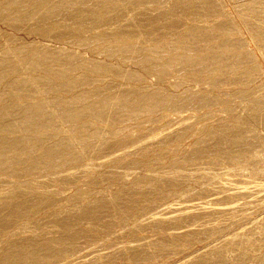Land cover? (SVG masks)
<instances>
[{
  "label": "rangeland",
  "instance_id": "rangeland-1",
  "mask_svg": "<svg viewBox=\"0 0 264 264\" xmlns=\"http://www.w3.org/2000/svg\"><path fill=\"white\" fill-rule=\"evenodd\" d=\"M63 1L65 14L52 18L53 23L38 22L44 35L28 32L26 25L33 20H16V29V23H0V54L17 51L13 61H5V68L10 65L13 70L7 67L8 73L0 78V106L9 108L2 123L11 125V137L44 136L30 146L28 157L0 167V264L9 250L26 255L14 264H264V36L254 31H264V0H213L210 12L203 11L199 1L188 10H176L178 0H84V5ZM83 11L94 13L78 17ZM97 14L103 20H96ZM79 18L88 21L85 26H79ZM76 26L80 32L72 33ZM26 45L58 50L62 57L71 53L76 62L67 68L70 77L82 75L89 81L62 86L51 79V88L43 94L25 90L21 83L42 71L31 65L35 58L27 54ZM174 54L185 57L179 67L168 63ZM54 62L53 68L61 67L62 62ZM117 69L127 74L121 77ZM194 72L210 80L195 79ZM116 92L131 100L148 97L128 113L111 100L107 114L115 112L117 119L110 122L98 116L103 109L100 99L110 98V93L113 99ZM157 92L170 104L156 106L152 97ZM199 94L206 97L205 105L185 103ZM57 100L64 105L58 106ZM38 104L42 118L49 116L43 118L42 128L34 129L30 126L38 116L27 122L22 115L27 106ZM143 104H151V111ZM72 107L78 110L77 121L70 118ZM226 127L247 130L251 144L236 146L221 139L224 145L217 149L214 142ZM78 137L89 143L84 153L83 138ZM63 138L74 161L61 158L64 164L58 159L55 167L44 165L46 148ZM201 147L203 154L192 157V149ZM97 202L104 210L85 216L82 209Z\"/></svg>",
  "mask_w": 264,
  "mask_h": 264
},
{
  "label": "bare ground",
  "instance_id": "bare-ground-1",
  "mask_svg": "<svg viewBox=\"0 0 264 264\" xmlns=\"http://www.w3.org/2000/svg\"><path fill=\"white\" fill-rule=\"evenodd\" d=\"M55 3H54V2ZM66 1V0H65ZM79 1V4H83V2H84V0H78ZM196 1H199V2H202L203 3V5L202 6H200L201 8L203 7V11L205 10V11H207V12H210L211 10H213L214 9V6H213V0H178V1H176V3H174L173 5L175 6V9L177 8L178 10H188V8L189 9H191L190 7H192L193 8V6H191V4H195V2ZM50 2H53V3H50ZM56 2H58V3H56ZM108 2V1H107ZM199 2H197V4L199 3ZM102 3H104V2H102ZM202 3H200V4H202ZM193 4V5H194ZM63 5H64V1L63 0H0V23L2 22V23H7V22H13V23H16V20H18V21H23L24 20V23H26L25 21H27L28 20V22H30V20H33V21H31L28 25H26L27 27V30H28V32H30V33H35V34H45V32H44V30L43 29H41L40 28V25L38 24V22L40 23V21H42L43 22V20H47L48 22H51L52 21V23H53V20H52V18H54L55 16L57 17V15H59V14H65V12H63ZM84 5V4H83ZM86 5V4H85ZM264 5V4H263ZM92 6V5H91ZM198 6V5H197ZM81 6H79L78 8H80ZM254 8V7H253ZM253 8H252V12H251V15H253V16H255L256 15V13H255V11H253ZM174 9V8H173ZM176 9V10H177ZM251 9V8H250ZM249 9V10H250ZM261 10H262V8H260ZM80 10V9H79ZM202 10V9H201ZM256 10V9H255ZM64 11H65V9H64ZM81 11V10H80ZM87 11V10H86ZM75 12H77V11H74V14L76 15V13ZM89 12H92V11H89ZM88 12V13H89ZM98 12V11H97ZM67 13V12H66ZM69 13V12H68ZM78 13V12H77ZM81 13V14H80ZM79 14L80 15H78L77 14V16L79 17V16H82V17H84L83 15H84V13H86L87 14V16H89L88 15V13L87 12H85V11H83V12H80ZM92 13H94V12H92ZM104 13V12H103ZM103 13H100V14H102L103 15ZM205 13V12H204ZM260 13V12H259ZM71 14H73V13H71ZM73 14V15H74ZM203 14V13H202ZM74 15V16H75ZM60 16V15H59ZM93 16V15H92ZM96 16V15H95ZM94 16V17H95ZM97 16L99 17V14H97ZM96 16V20H100V19H102L103 20V18L102 17H99V19H98V17ZM82 17H80V18H82ZM89 17H91V16H89ZM103 17H105V16H103ZM63 18V17H62ZM79 18V19H80ZM84 18H86V17H84ZM77 19V18H76ZM76 20V21H78V24H79V26H82L84 23L86 24L88 21H86V19H80V20ZM246 19V18H245ZM249 20V19H248ZM47 22V23H48ZM98 22V21H97ZM224 22V21H223ZM223 22H222V24H223ZM226 22V21H225ZM224 22V23H225ZM46 23V22H45ZM227 23V22H226ZM11 24V23H10ZM85 24L83 25V26H85ZM221 24V25H222ZM18 25H17V23H16V25H14V24H12V27H17ZM56 26V25H55ZM228 26V25H227ZM223 27V26H219V28H220V30H222V31H227V29H229L228 27ZM260 26V25H259ZM251 28H252V26H251ZM254 28V27H253ZM262 28H264V27H262ZM12 29V28H11ZM16 29V28H15ZM261 29V28H260ZM80 27H78V26H76L74 29H72L71 30V32L72 33H74V32H76V33H79L80 32ZM254 31L256 32V34L257 35H261V36H264V31L262 30V31H259L257 28H254ZM1 32V31H0ZM68 32V31H67ZM67 34V33H66ZM70 34V33H69ZM68 34V35H69ZM74 35V34H73ZM77 35V34H76ZM100 36V35H99ZM180 36V35H179ZM95 39V38H94ZM99 39V38H98ZM121 39V38H120ZM83 40V39H82ZM206 40V39H205ZM121 41V40H120ZM225 41V40H224ZM78 43V42H77ZM168 44V43H167ZM20 45V44H19ZM169 45V44H168ZM26 46H28V45H26ZM25 46V47H26ZM32 46V45H31ZM31 46H28V47H26V49L25 50H27V49H29L28 50V52L29 53H27V54H29V55H31V58L32 59H34L35 60V62L34 61H32V59H29L30 57H28V58H26V61H27V63H31V61H32V64L31 65H34V66H38L39 68L41 67V70L42 71H40V74L39 75H37V76H35L34 77V75H33V78H31L30 79V81H28V82H26V83H21V85L25 88V90H28V91H31L32 93H35L36 95L37 94H43L44 92H45V90H46V88H47V86L50 84V82L51 81H49V80H51V79H53V80H55V81H58V83L60 84V85H62V86H65V85H68V84H75V83H83V82H85V81H89L88 79L86 80V76L84 77V76H82V75H79L78 76V78H76L77 76L75 75V78L73 77V78H71L70 77V74L68 73V71H67V68H69V66L72 64L73 65V63L74 62H76L75 60H73V58L72 57H70L69 55L71 54H67V55H65L64 57H62L61 55H60V53H58L57 51L58 50H53L52 51V49H51V51L50 50H46V49H44V48H37V49H34V48H32ZM125 46V45H124ZM132 46H133V44H132ZM223 46V45H222ZM21 46H19V49H21L20 48ZM25 47H23V48H25ZM108 47V46H107ZM117 47H118V45H117ZM127 47V46H126ZM129 47H130V45H129ZM135 47H136V45H135ZM165 47V46H164ZM106 48V47H105ZM110 48V47H109ZM120 48V47H119ZM122 48V47H121ZM139 48V47H138ZM152 48V47H151ZM16 50H17V48H15ZM14 49V50H15ZM123 49V48H122ZM126 49H130V48H126ZM3 50V49H2ZM15 50V51H16ZM23 50V49H22ZM117 50V49H116ZM115 50V51H116ZM152 50V49H151ZM150 50V51H151ZM160 50V49H159ZM185 50V49H184ZM188 50V49H187ZM7 50H5V52H4V50H3V52H2V54H4V55H1L0 54V78L2 77V75L4 74V73H8V72H5V71H9V67H11L10 65L9 66H7L9 69L7 70L6 68H5V61H7L8 63H9V60L10 61H13V59L15 58L14 57V54H17V51L16 52H14V51H11V50H9V51H7ZM20 51V50H19ZM24 51V50H23ZM118 51V50H117ZM133 51H134V48H133ZM140 51H141V49H140ZM155 51V50H154ZM176 51V50H175ZM186 51V50H185ZM225 51V50H224ZM14 52V53H13ZM132 52V51H131ZM153 52V51H152ZM187 52V51H186ZM189 52V51H188ZM192 52V51H191ZM206 52V51H205ZM13 55V57L11 56V54ZM24 53V52H23ZM108 53V52H107ZM125 53V52H124ZM137 53V52H136ZM149 53V52H148ZM173 53V52H172ZM112 54V53H111ZM115 54V53H114ZM132 54H133V52H132ZM134 54H135V52H134ZM154 54V53H153ZM158 54V53H157ZM225 54H227V53H225ZM235 54V53H234ZM37 55V56H36ZM72 55H74V54H72ZM71 55V56H72ZM121 55V54H120ZM147 55V54H146ZM174 55H176V54H174ZM180 55V54H179ZM177 56L176 55V57H173V58H170V60H169V62L168 63H170L171 64V67L172 66H178V65H180V64H182V63H184L183 61V58H185V57H182V56ZM182 55H184V54H182ZM189 55H192V54H189ZM236 55V54H235ZM243 55V54H242ZM16 57L18 56V55H15ZM75 56V55H74ZM198 56V55H197ZM205 56V55H204ZM11 57V58H10ZM27 57V56H26ZM119 57V56H118ZM129 57V56H128ZM147 57V56H146ZM151 57V56H150ZM150 57H147V58H149V62H150V60H152V58L150 59ZM203 57V56H202ZM212 57H214V56H212ZM224 57H225V55H224ZM13 58V59H12ZM129 58H131V57H129ZM139 58V57H138ZM147 58H144L145 59V62H148V61H146V59ZM187 58H188V56H187ZM189 58H190V56H189ZM217 58V57H216ZM12 59V60H11ZM121 59H122V57H121ZM128 59V58H127ZM132 59V58H131ZM137 59V58H136ZM135 58H134V60H136ZM196 59V58H195ZM195 59H193V60H195ZM203 59H205V57H203ZM207 59V58H206ZM205 59V60H206ZM222 59V58H221ZM240 59V58H239ZM29 60V61H28ZM56 60L57 61H60V62H62L61 63V67L60 68H53L52 66H51V64H50V62L51 61H55L54 62V64L56 63ZM143 60V59H142ZM148 60V59H147ZM209 60V59H208ZM207 60V61H208ZM73 61V62H72ZM127 61V60H126ZM185 61H186V59H185ZM187 61H189V59H187ZM196 61V60H195ZM201 61H202V59H201ZM211 61V60H210ZM224 61V60H223ZM227 61V60H226ZM236 61V60H235ZM34 62V63H33ZM143 62H144V60H143ZM200 62V61H199ZM198 62V64H200V65H197V66H200L201 67V63H199ZM205 62V61H204ZM238 62V61H237ZM8 63H7V65H8ZM24 63V62H23ZM26 63V62H25ZM79 64H78V66H84L82 63H80V62H78ZM139 63V62H138ZM187 63V62H186ZM197 63V62H196ZM211 63V62H210ZM210 63H209V65H210ZM214 63H217V62H213V64ZM220 63V62H219ZM219 63H217V65L219 64ZM221 63H223L222 61H221ZM36 64V65H35ZM75 64V63H74ZM155 64V63H154ZM165 64V63H164ZM193 64V63H192ZM203 64H205V63H203ZM212 64V65H213ZM237 64V63H236ZM162 65V64H161ZM187 65V64H186ZM206 65H208V63L206 64ZM221 65V64H220ZM234 65V64H233ZM26 66V65H25ZM36 66V67H37ZM86 66V65H85ZM142 66V65H141ZM156 66V65H155ZM158 66V65H157ZM242 66V65H241ZM29 67V66H28ZM35 67V68H36ZM55 67V66H54ZM105 67V66H104ZM152 67H154V66H152ZM152 67H150V68H152ZM179 67V66H178ZM5 68V69H4ZM12 68V70H13V67H11ZM32 68H33V66H32ZM34 68V69H35ZM100 68H102V67H100ZM106 68V67H105ZM111 68H113V67H111ZM148 68V70H149V67H147ZM146 68V69H147ZM162 68V67H161ZM203 68V67H202ZM206 68V67H205ZM221 67H219L218 69H220ZM223 68V67H222ZM221 68V69H222ZM30 69V68H29ZM91 69V68H90ZM99 69V68H98ZM103 69V68H102ZM109 68L107 67V70H108ZM121 69V68H120ZM120 69H117V71L118 70H120ZM155 69V68H154ZM208 69V68H207ZM206 69V70H207ZM216 69V68H215ZM236 69L237 70H239L240 69V65H239V62H238V64H237V66H236ZM11 70V71H12ZM31 70V69H30ZM70 70V69H69ZM115 71L116 70V68L114 69H111L110 71ZM159 70V69H158ZM165 69L163 68V71H164ZM184 70V69H183ZM193 70V69H192ZM211 71L213 70V69H210ZM231 70V69H230ZM229 70V71H230ZM250 70V69H249ZM16 71H17V69H16ZM38 71V70H37ZM97 71H100V70H97ZM102 71V70H101ZM104 71V70H103ZM121 71V72H120ZM119 72H118V74L122 77V75H125V74H127L125 71L126 70H120ZM166 71V70H165ZM177 71V70H176ZM116 72V71H115ZM188 72V71H187ZM203 72V71H202ZM214 72V71H213ZM225 73H226V71H224ZM249 72V71H248ZM10 73V72H9ZM12 74H14V72H11ZM90 73V72H89ZM183 73V72H182ZM207 73V72H206ZM34 74V73H33ZM122 74V75H121ZM131 75H132V73H130ZM184 74V73H183ZM223 74V73H222ZM240 75V74H239ZM4 76V75H3ZM12 76V75H11ZM72 76V75H71ZM80 76H82L81 78H80ZM91 76V75H90ZM112 76H114V75H112ZM128 76V75H127ZM137 76V75H136ZM141 76V75H140ZM249 76V75H248ZM30 77H31V75H30ZM70 77V78H69ZM185 77V76H184ZM192 77L193 78H195V79H199L198 77H204V78H207V80H210L208 77H209V75H207V76H202L200 73H196V72H194L193 74H192ZM3 78H5V77H3ZM18 78V77H17ZM80 78V79H79ZM6 79V78H5ZM8 79V78H7ZM16 79V78H15ZM21 79V78H20ZM19 79V80H20ZM27 79H28V77H27ZM2 80H4V79H1V81L0 82H2ZM18 80V79H17ZM52 80V81H53ZM109 80H111V79H109ZM8 81H9V79H8ZM8 81H7V83H8ZM13 81V80H12ZM112 81V80H111ZM197 81H199V80H197ZM200 81H202L203 82V80H200ZM19 82V81H18ZM21 82V81H20ZM215 82V81H214ZM3 83H4V81H3ZM78 83V84H79ZM9 84V83H8ZM7 84V85H8ZM11 84V83H10ZM53 85V84H52ZM76 85V84H75ZM13 86H14V84H13ZM12 86V87H13ZM20 87V86H19ZM48 87H50V86H48ZM9 88V87H8ZM51 88V87H50ZM149 88V87H148ZM14 89L16 90V91H19V89L18 88H15L14 87ZM108 89V88H107ZM9 90V89H8ZM21 90V89H20ZM59 90V89H58ZM95 90V89H94ZM139 90V89H138ZM72 91V90H71ZM83 91V90H82ZM99 91V90H98ZM136 91H137V89H136ZM161 91V90H160ZM15 92V91H14ZM21 92V91H20ZM85 92V91H84ZM95 92H97V91H95ZM99 92H101V91H99ZM98 92V93H99ZM118 92V91H117ZM116 92V93H117ZM124 92H126V91H124ZM134 92H135V90H134ZM134 92L132 93V94H134ZM149 92H152V91H149ZM156 91H154V93H155ZM16 93V92H15ZM14 93V94H15ZM65 93V92H64ZM92 93H93V91H92ZM118 93H122V92H118ZM118 93H117V95H114L113 96V99H111V97H112V94L110 93V98H108V97H103V98H101L100 99V102L102 103V110H100V112L98 113V116H99V114H100V116L102 117V115H104L105 117H106V119L107 120H109L110 122L111 121H113V120H115V119H117L116 118V116H114L113 114H115V109L114 110H112L114 113L112 114H107L108 113V109H109V105H111L110 103V101L111 100H116V102L120 105V107L125 111V112H131L132 110H133V108L134 109H136L135 107H132L133 106V104L134 103H138L139 102V100H141V99H143L142 101L144 102V101H146V97H148V96H139V95H136L134 98H132V100H131V98L129 97V98H127V97H125V95H118ZM130 93V92H129ZM182 93V92H181ZM2 94V93H1ZM0 94V95H1ZM19 94V93H18ZM17 94V95H18ZM31 94V93H30ZM82 94V93H81ZM94 94V93H93ZM102 94H105V93H102ZM109 94V93H108ZM114 94H115V92H114ZM126 94V93H125ZM128 94V93H127ZM143 95H144V93H142ZM151 94V93H150ZM178 94V93H177ZM193 94V93H192ZM12 95V94H11ZM63 95V94H62ZM91 95V94H90ZM166 95V94H165ZM170 95V94H169ZM44 96H46L45 94H44ZM76 96V95H75ZM100 96H101V94H100ZM99 96V97H100ZM104 96V95H103ZM127 96H130V94L129 95H127ZM151 96H152V94H151ZM7 97V96H6ZM58 97V96H57ZM74 97V96H73ZM81 97H83V95L81 96ZM91 97V96H90ZM93 97H95V95L93 96ZM96 97H98V96H96ZM133 97V96H132ZM154 97V98H153ZM152 97V99L155 101V105L156 104H158V103H162V105H163V102H165L166 100V98H164L163 97V95L161 94V93H156L155 94V96H153ZM69 98V97H68ZM80 99L81 100V98H80V96H78V97H76V99ZM83 98H85V97H83ZM41 99V98H40ZM185 99V98H184ZM83 100V99H82ZM97 100V99H96ZM179 100H181V98L179 99ZM179 100H176V102H179ZM211 100V99H210ZM13 101V100H12ZM39 101V100H38ZM151 101V100H150ZM149 101V102H150ZM186 102V104H193V105H199V106H201V105H205L206 103H207V99H206V97L203 95V94H199V95H196V96H189V97H187L186 98V100H185ZM40 102V101H39ZM81 102V101H80ZM143 102H141V103H143ZM44 103V102H43ZM57 105L58 106H60V105H62L63 103H62V101H60V100H57ZM62 103V104H61ZM72 103V102H71ZM70 103V104H71ZM74 103V102H73ZM73 103H72V105H73ZM82 103H84V102H82ZM92 103V102H91ZM114 103V102H113ZM140 103V104H141ZM147 103H148V101H147ZM166 103L167 104H170L169 102H167L166 101ZM209 103V102H208ZM15 104V103H14ZM25 105H26V103H24ZM29 104V103H28ZM27 104V105H28ZM40 104V103H39ZM37 105L36 107H34V105H33V107L31 108V107H29V106H27L28 107V109H27V111L22 115L23 116V120H33L32 118L36 115V117L38 116V118H37V120H36V122L35 123H33L30 127H32V128H34V129H38L39 127H41V125H42V123L44 124L45 122H44V120H43V118L45 119V117H47V116H49L48 114H46V116L45 117H43L42 118V113H43V109L40 107V105ZM53 104H55V103H53ZM81 104V103H80ZM98 104V103H97ZM140 104H138V105H140ZM146 104V103H145ZM175 104H177V103H174V105ZM10 105V104H9ZM43 105V104H42ZM57 105H55V106H53V107H56ZM64 105V104H63ZM90 105H92V104H90ZM89 105V106H90ZM100 105V104H99ZM144 105V104H143ZM213 105V104H212ZM31 106V105H30ZM57 106V107H58ZM82 106V105H81ZM86 106H88V104L86 105ZM141 106V105H140ZM157 106V105H156ZM171 106V105H170ZM169 106V107H170ZM173 106V105H172ZM9 107V106H8ZM26 107V106H25ZM46 107V106H45ZM56 107V108H57ZM70 107V106H69ZM92 107V106H91ZM99 107H101V106H99ZM112 107V106H111ZM144 107H145V105H144ZM152 105L150 104L149 106L148 105H146V107L144 108V109H146V110H150L151 111V109H152ZM12 108V107H11ZM19 108V107H18ZM44 108V107H43ZM64 108V107H63ZM83 108H85V107H83ZM87 108V107H86ZM118 108V107H117ZM16 109V108H15ZM23 109V108H22ZM34 110L35 112L32 114L31 113V111L30 110ZM45 109V108H44ZM47 109V108H46ZM97 109V108H96ZM111 109L112 108H110V111H111ZM252 109H254V108H252ZM9 110V108H7V106L6 107H4V108H1V106H0V128H2V130H3V132H2V134H0V167H2V166H4V164H7V163H9L10 161H12L13 163L14 162H18V161H20V160H23V158H25V157H28L31 153V151H30V146L32 147V145L34 144V143H37V145L39 144L38 143V141H40L41 140V138L42 137H44L43 136V134L41 133H37V134H33L31 137L29 136L28 138H23V137H21L20 136V138L18 137H11V134L10 133H7L8 131L9 132H11L10 131V129H12V127L11 128H9L11 125H8V124H4V123H2V120H3V118H5V116H4V114L7 112ZM20 110V109H19ZM55 110V109H54ZM60 109H58V111H59ZM65 110V109H64ZM67 110H68V108H67ZM66 110V111H67ZM81 110V109H80ZM79 110V111H80ZM92 110H94V108L92 109ZM5 111V112H4ZM23 111V110H22ZM48 111V110H47ZM65 111V112H66ZM78 111V110H77ZM76 109L75 108H70L69 109V112H70V115H71V119L72 118H74L75 117V120H76V115H78V114H76ZM81 111H83V110H81ZM86 111V110H85ZM95 111H97V110H95ZM111 111V112H112ZM2 112H4L3 114H2ZM15 112V111H14ZM24 112V111H23ZM61 112H62V109H61ZM65 112H64V114H65ZM89 112V111H88ZM93 112V111H92ZM121 112V111H120ZM144 112V111H143ZM47 113V112H46ZM55 113H56V111H55ZM60 113V112H59ZM79 113V112H78ZM96 113V112H95ZM146 113V112H145ZM7 114V113H6ZM61 114V113H60ZM97 114V113H96ZM21 115H19V116H21ZM57 115H58V113H57ZM50 116H51V114H50ZM55 116V115H54ZM104 116H103V118H104ZM100 117V118H101ZM52 118V117H51ZM66 118V117H65ZM121 118V117H120ZM119 118V119H120ZM252 118V117H251ZM255 118V117H254ZM57 119V118H56ZM20 120V119H19ZM21 120H22V118H21ZM73 120V119H72ZM121 120V119H120ZM46 121V120H45ZM77 121V120H76ZM98 121V120H97ZM27 122H29V121H27ZM42 122V123H41ZM79 122V121H78ZM20 123V122H19ZM25 124V123H24ZM41 124V125H40ZM84 124V123H83ZM93 124V123H92ZM234 124V123H233ZM232 124V125H233ZM236 124V123H235ZM234 124V125H235ZM72 125V124H71ZM79 125V124H78ZM231 125V126H232ZM233 125V126H234ZM24 126V125H23ZM26 126V125H25ZM44 126V125H43ZM42 126V127H43ZM85 126V125H84ZM14 127V126H13ZM21 127V126H20ZM41 127V128H42ZM76 127V126H75ZM87 127V126H86ZM210 127V126H209ZM239 127V126H238ZM237 127V128H238ZM9 128V129H8ZM58 128V127H57ZM203 128V127H202ZM227 128V130L228 131H226V132H224V133H222V134H220V137H218L217 138V136H216V140H215V146L216 147H218L217 149H220V148H222V146L224 145V144H222L223 143V141L224 142H226V140H228V141H230L229 142V144H231V145H236V146H248V145H250L251 143H249V142H247V139L248 138H246V131H244V130H242V129H240V128H232V127H226ZM226 128H225V130H226ZM8 129V130H7ZM21 129V128H20ZM212 129V128H211ZM210 129V130H211ZM218 129V128H217ZM1 130V129H0ZM16 130V129H15ZM33 130V129H32ZM40 130V129H39ZM220 130V129H219ZM19 131V130H18ZM18 131H16V132H18ZM45 131V130H44ZM254 131V130H253ZM38 132V131H37ZM101 132V131H100ZM100 132H98V133H100ZM114 132V133H113ZM113 132H111V133H113L114 135H115V132H117L116 130L114 131L113 130ZM248 132V131H247ZM29 133V132H28ZM91 133V132H90ZM92 133H93V131H92ZM108 133V132H107ZM213 131H209V134H211V135H213ZM23 134V133H22ZM89 134V133H88ZM127 134V133H126ZM215 134V133H214ZM91 135V134H90ZM94 135V134H93ZM96 135V134H95ZM118 134H116L115 136H117ZM157 135V134H156ZM17 136V135H16ZM77 136V135H76ZM75 136V137H76ZM78 136H80V135H78ZM84 136V135H83ZM97 136H99V135H97ZM178 136V135H177ZM219 136V135H218ZM24 137H26V135L24 136ZM52 137V136H51ZM50 137V138H51ZM68 137V136H67ZM85 137V136H84ZM88 137H89V135L87 136V140H88ZM96 137V136H95ZM111 137H113V136H111ZM123 137V136H122ZM125 137H127V136H125ZM206 137V136H205ZM65 139H66V137H64ZM61 139V140H57L58 142H56V144H54L52 147H48V149L46 148V151H48L47 152V155H45V156H47L46 157V161L44 162V165H46V166H50V167H55V166H57L58 164H59V161H58V159H60L61 160V158L63 159V158H65V161L67 160H69V161H74V153H72L70 150H69V148H68V144H67V142H66V140L65 139ZM80 138H83V137H80ZM79 137H78V141L79 140H81ZM86 138V137H85ZM90 138H91V136H90ZM116 138V137H115ZM204 138V137H203ZM208 138V137H207ZM68 139H70V137L68 138ZM74 139V138H73ZM92 139H93V137H92ZM214 139V138H213ZM221 139L223 140L222 142H221V144H220V141H221ZM77 140V139H76ZM106 140V139H105ZM104 140V141H105ZM109 140V139H108ZM119 140V139H118ZM49 141V140H48ZM71 141V140H70ZM94 141H96V140H94ZM102 141V140H101ZM100 141V144H102V142ZM110 141V140H109ZM108 141V142H109ZM74 142V141H73ZM76 142V141H75ZM81 142V141H80ZM84 138H83V142L81 143V146H80V148H81V150L83 151V153L84 152H86L87 150H88V144L86 143V144H84ZM90 142H92V141H90ZM127 142V141H126ZM158 142V141H157ZM208 142V141H207ZM211 142V141H210ZM115 143V142H114ZM93 144V143H92ZM96 144H98V143H96ZM104 144H105V142H104ZM206 144V143H205ZM209 144V143H208ZM75 145V144H74ZM93 145H95V144H93ZM103 145V144H102ZM101 145V146H102ZM76 146V145H75ZM100 146V145H99ZM208 146V145H207ZM210 146V145H209ZM47 147V146H46ZM90 147V146H89ZM247 148V147H246ZM76 149H79V148H76ZM97 149V148H96ZM207 149V148H206ZM203 150H205V148L203 149L202 147L201 148H196L194 151H193V149H192V152H193V156L192 157H194V156H198V155H201V154H203ZM76 151V150H75ZM79 151V150H78ZM40 152V151H39ZM43 153H45L46 154V152L44 151ZM129 153V152H128ZM86 154V153H85ZM44 155V154H43ZM57 156L59 157V158H57ZM30 158V157H29ZM238 158V157H237ZM28 159V158H27ZM235 159V158H234ZM62 161V160H61ZM76 161V160H75ZM64 161H62V163H63ZM81 162V161H80ZM12 164V163H11ZM64 164V163H63ZM36 164H33V167L35 166ZM6 166V165H5ZM43 167V166H42ZM49 167V168H50ZM24 169V168H23ZM25 171V170H24ZM179 171V170H178ZM2 172V171H1ZM16 172V171H15ZM15 172L13 171L12 173H14L15 174ZM23 172V171H22ZM192 173V172H191ZM20 174V173H19ZM18 174V175H19ZM170 174V173H169ZM179 174V173H178ZM23 176L25 175V174H22ZM177 175V174H176ZM175 175V176H176ZM155 176H157V175H155ZM172 176H174V173H173V175ZM97 177V176H96ZM162 177V176H161ZM194 177V176H193ZM158 178V177H157ZM171 179H172V177H171ZM174 179H176V177L174 178ZM184 179H186V178H184ZM170 181V180H169ZM157 182V181H156ZM164 184H166V183H164ZM130 185V184H129ZM172 186V185H171ZM128 190V189H127ZM129 190H131V189H129ZM163 190V189H162ZM14 195V194H13ZM116 196V195H115ZM140 196H141V193H140ZM118 197V196H117ZM116 198V197H115ZM109 199V198H108ZM120 200V199H119ZM10 201V200H9ZM104 201V200H103ZM126 201V200H125ZM13 203V202H12ZM20 203V202H19ZM37 203V202H36ZM129 203V202H128ZM15 204V203H14ZM14 204H11V206H13ZM18 204V203H17ZM17 204H16V207H17ZM110 204V203H109ZM199 204V203H198ZM88 205H91V204H88ZM103 205L104 204H102V202L100 203H96V205H95V207H88V208H83L82 209V211H87L86 213H85V216H87V217H94V216H96L97 215V213L100 211V212H102L103 210H102V207H103ZM20 207H22V206H20ZM20 207H17V208H20ZM134 207V206H133ZM172 207V206H171ZM170 207V208H171ZM196 207V206H195ZM202 207V206H201ZM201 207H199V208H201ZM5 208V207H4ZM8 208V207H7ZM11 208V207H10ZM24 208V207H23ZM197 208V207H196ZM215 208V207H214ZM222 208V207H221ZM220 208V209H221ZM128 209H129V207H128ZM12 210H14L13 208H12ZM16 210V209H15ZM21 210V209H20ZM25 210V209H24ZM27 210H28V208H27ZM169 210V209H168ZM192 210V209H191ZM208 210V209H207ZM22 211V210H21ZM98 211V212H97ZM193 211V210H192ZM185 212V211H184ZM219 212V211H218ZM21 213V212H20ZM80 213V212H79ZM16 214V213H15ZM27 214V213H26ZM178 214V213H177ZM180 214V213H179ZM186 214V213H185ZM5 215V214H4ZM81 215V214H80ZM84 215V214H83ZM83 215H82V217H83ZM172 215V214H171ZM170 215V216H171ZM187 215H188V213H187ZM74 216V215H73ZM98 216V215H97ZM169 216V215H168ZM167 216V217H168ZM173 216V215H172ZM181 216V215H180ZM183 216V215H182ZM155 217H157V216H155ZM162 217V216H161ZM166 217V216H165ZM164 217V218H165ZM166 217V218H167ZM187 217V216H186ZM98 218V217H97ZM174 218V217H173ZM75 219V218H74ZM153 219V218H152ZM168 219V218H167ZM153 220H155V219H153ZM6 221H8L7 219L4 221V223L6 222ZM3 222V221H2ZM3 225V224H2ZM73 225V224H72ZM206 227V226H205ZM2 228V227H1ZM201 229V228H200ZM55 240V239H54ZM50 242V241H49ZM32 245V244H31ZM155 246V245H154ZM42 248L41 249H45V250H47L48 248H47V246H45V245H42L41 246ZM14 248V247H13ZM24 248V247H23ZM53 248V247H52ZM18 250H20V249H18ZM24 250V249H23ZM30 250V249H29ZM12 252H15V253H12ZM41 252V251H40ZM123 252H124V250H123ZM2 254V253H1ZM0 254V255H1ZM25 254H23L22 252H20V253H16V251H12L11 250V252H10V250L9 251H7V252H5L3 255H2V262L1 263H3V264H14V263H16V262H19L20 263V261H22L24 258H25ZM48 256V255H47ZM138 257V256H137ZM147 257V256H146ZM27 259V258H26ZM145 259V258H144ZM194 259V258H193ZM44 261V260H43ZM135 261H136V259H135ZM40 262V261H39ZM189 262H191V261H189ZM193 262V261H192ZM191 262V263H192ZM41 264V263H40ZM193 264V263H192ZM241 264V263H240Z\"/></svg>",
  "mask_w": 264,
  "mask_h": 264
}]
</instances>
